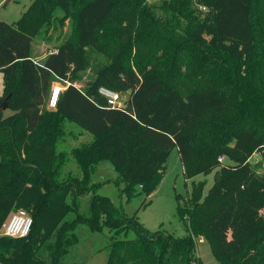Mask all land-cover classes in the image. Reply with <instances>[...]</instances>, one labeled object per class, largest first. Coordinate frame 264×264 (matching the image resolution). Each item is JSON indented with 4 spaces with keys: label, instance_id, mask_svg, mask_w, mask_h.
Masks as SVG:
<instances>
[{
    "label": "trees",
    "instance_id": "1",
    "mask_svg": "<svg viewBox=\"0 0 264 264\" xmlns=\"http://www.w3.org/2000/svg\"><path fill=\"white\" fill-rule=\"evenodd\" d=\"M67 21L56 52L36 61L35 39ZM90 48L108 62L82 89ZM0 70V106L9 97L14 112L0 110V229L20 209L33 218L28 237H0V264H61L81 223L115 231L108 264H203L199 237L219 264H264V169L250 162L264 155V0H34L0 21ZM58 81L69 85L49 110ZM100 87L128 94L125 106L109 107ZM68 122L94 139L70 152L82 175L62 179ZM174 148L188 180L214 173L207 195V181H193L179 203L185 237L149 232L94 192L106 161L128 199L152 195Z\"/></svg>",
    "mask_w": 264,
    "mask_h": 264
},
{
    "label": "rangeland",
    "instance_id": "2",
    "mask_svg": "<svg viewBox=\"0 0 264 264\" xmlns=\"http://www.w3.org/2000/svg\"><path fill=\"white\" fill-rule=\"evenodd\" d=\"M33 1L0 0V21L10 24L17 22ZM162 1L149 0V3L158 5ZM70 32L71 24L67 21L65 27L56 28L51 32V36L48 37L46 33H43L37 37L32 50L36 61L42 62L47 54L54 50L56 45L63 41ZM89 56L91 60L90 68L82 72L80 76H83V79L76 82V85L82 89L87 82L95 77V70L108 62L103 54L92 48L89 49ZM58 82L66 86L65 83ZM3 93L4 75L0 70V97L3 96ZM127 98H129V95L124 94L123 99ZM2 112L4 117H9L14 113L10 108ZM64 127L67 133L71 131L73 135H66L58 144V151L67 154L66 164L60 170L59 176L62 179L69 176L80 177L82 171L70 152L76 147L91 143L94 137L90 133L83 132L79 126L72 123L68 122ZM250 162L264 169V155L262 153H255ZM118 179L112 164L106 161L101 163L97 170L91 174V182L97 184L94 192L99 196L108 197L112 201L117 214L128 218L135 217L138 223L149 232L161 231L182 238L187 235V231L179 216V203L184 202L191 194L193 181H207L204 196L207 195L214 183V173L208 176L198 175L194 179L188 180L184 174L179 151L174 148L169 155L163 179L152 195L147 196L145 193L140 192L128 199L122 191L124 183L122 181L118 182ZM93 196L94 193L91 192L81 198V214L85 216L92 215ZM74 216V214L70 215L68 220L72 221ZM70 234L77 236L78 241L62 257L61 264H108L109 246L113 241V237H115L114 230L105 226L101 231H94L86 223H81ZM133 235L134 233L130 234V236ZM196 245L197 256L203 264H219L209 242L205 238H197ZM45 258H47V255Z\"/></svg>",
    "mask_w": 264,
    "mask_h": 264
},
{
    "label": "built area",
    "instance_id": "3",
    "mask_svg": "<svg viewBox=\"0 0 264 264\" xmlns=\"http://www.w3.org/2000/svg\"><path fill=\"white\" fill-rule=\"evenodd\" d=\"M55 52L56 51H53L52 53ZM63 83H65L66 86L60 84L59 82L53 85L49 95L47 109H57L60 96L66 89L67 85H69L67 81H63ZM98 93L106 100L109 107L123 108L125 106V100L123 99V96L112 89H109L107 87H100ZM32 226L33 218L31 214L24 209H20L16 212H13L10 217L3 223L0 229V237L5 236L16 239L26 238L30 235Z\"/></svg>",
    "mask_w": 264,
    "mask_h": 264
},
{
    "label": "water",
    "instance_id": "4",
    "mask_svg": "<svg viewBox=\"0 0 264 264\" xmlns=\"http://www.w3.org/2000/svg\"><path fill=\"white\" fill-rule=\"evenodd\" d=\"M8 2H9V1H8ZM8 100H9V97H7V98L4 100V102L1 104V106H0V110H1V111H4V110H6V109L9 108Z\"/></svg>",
    "mask_w": 264,
    "mask_h": 264
},
{
    "label": "crops",
    "instance_id": "5",
    "mask_svg": "<svg viewBox=\"0 0 264 264\" xmlns=\"http://www.w3.org/2000/svg\"><path fill=\"white\" fill-rule=\"evenodd\" d=\"M53 51H56V49L50 51L48 54L52 53ZM55 84H57V82H55ZM67 135H73V133L71 131H68Z\"/></svg>",
    "mask_w": 264,
    "mask_h": 264
}]
</instances>
